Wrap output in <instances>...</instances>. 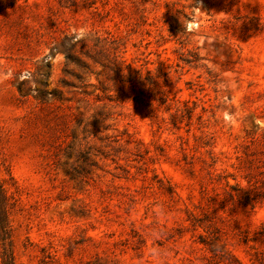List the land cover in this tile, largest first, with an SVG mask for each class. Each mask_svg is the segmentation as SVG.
<instances>
[{
	"label": "rangeland",
	"instance_id": "1",
	"mask_svg": "<svg viewBox=\"0 0 264 264\" xmlns=\"http://www.w3.org/2000/svg\"><path fill=\"white\" fill-rule=\"evenodd\" d=\"M0 182L14 264H264V0H0Z\"/></svg>",
	"mask_w": 264,
	"mask_h": 264
},
{
	"label": "trees",
	"instance_id": "2",
	"mask_svg": "<svg viewBox=\"0 0 264 264\" xmlns=\"http://www.w3.org/2000/svg\"><path fill=\"white\" fill-rule=\"evenodd\" d=\"M255 185L249 188H240L239 191H236V196H242L245 201H251L260 197V193L255 192ZM242 193V195H240ZM8 198L6 191L0 182V255L2 264H14L13 255L10 249L11 245V232L8 220Z\"/></svg>",
	"mask_w": 264,
	"mask_h": 264
}]
</instances>
